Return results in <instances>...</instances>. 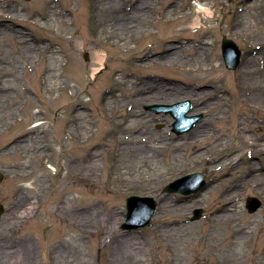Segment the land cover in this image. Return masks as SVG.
I'll return each instance as SVG.
<instances>
[{
    "label": "rangeland",
    "instance_id": "obj_1",
    "mask_svg": "<svg viewBox=\"0 0 264 264\" xmlns=\"http://www.w3.org/2000/svg\"><path fill=\"white\" fill-rule=\"evenodd\" d=\"M143 4L0 0V264H264V148L248 146L264 139V100L237 78L254 57L264 74V0H149L146 16ZM202 5L214 15L182 31ZM184 101L201 118L181 135L148 109ZM195 173L204 190L167 192ZM133 196L157 212L124 230Z\"/></svg>",
    "mask_w": 264,
    "mask_h": 264
},
{
    "label": "water",
    "instance_id": "obj_2",
    "mask_svg": "<svg viewBox=\"0 0 264 264\" xmlns=\"http://www.w3.org/2000/svg\"><path fill=\"white\" fill-rule=\"evenodd\" d=\"M223 57L226 67L229 70H237L241 64V51L236 43L230 39H224L222 44ZM86 60H89V55H84ZM157 113L165 112L171 114L175 119L173 131L180 135L193 128L195 123L201 118L200 116L188 117L187 114L191 112V102L186 101L175 105H153L149 107ZM5 176L0 172V184L4 181ZM206 180L202 174L195 173L183 177L167 186L169 193H182L190 195L197 193L206 188ZM158 203L149 197L133 196L127 199V219L123 225L125 230H134L149 226L153 216L156 214ZM261 207V202L256 198H248L247 208L250 213L256 212ZM5 212L3 205L0 204V216ZM202 217V210L194 211L193 220H198Z\"/></svg>",
    "mask_w": 264,
    "mask_h": 264
},
{
    "label": "bare ground",
    "instance_id": "obj_3",
    "mask_svg": "<svg viewBox=\"0 0 264 264\" xmlns=\"http://www.w3.org/2000/svg\"><path fill=\"white\" fill-rule=\"evenodd\" d=\"M148 3H149V0H144V4L142 5V8H140L141 12H144L145 16L148 14V11H146V8H144V7L147 6ZM195 13H196L197 18H195L192 21V23L188 27L184 28L182 31H188L189 29H200V28H202V25H201L202 24V15H206V16L211 17V15L213 14V12L209 11L207 9V7L203 6V5L198 6ZM171 53H172L171 51L167 53V56H166L167 60H172L173 56ZM96 58H97L98 63L100 64V67L98 68V70L102 71L104 69L103 67L105 64L106 57H104V55H97ZM254 58H251V59L244 61V65H242V67H241V65L239 66V68L241 67V69L239 70V75L237 77L239 79L238 89L240 90L241 93L245 92V91H250V93L255 94V98H256L255 101L259 102L261 105L263 103L262 101L264 100V96H263L264 89H261L260 92H258V89L255 87L257 84H259V82L261 83L260 80H263L262 78H264V74H262L261 71H259V70H257V68H255L256 60ZM214 59H215V61H217L216 56L214 57ZM242 62H243V60H242ZM197 71H200V70L197 69ZM200 78H202L201 80H205V81H213L214 80L213 78H209V76H206L204 78L200 77ZM254 90H255V92L253 93ZM200 95H202V94L201 93L197 94V97ZM240 105H242V104L240 103ZM37 119H38V121L44 120V118H42V117L41 118L37 117ZM37 126L40 127V126H43V124H38ZM207 134H208V125L206 122H202L199 126H197L195 128V131L192 133V135L197 137L198 140H199V138H201L202 136H206ZM242 141H243V143H245V138H242ZM259 141L260 140H256L257 145L254 142V143H249L248 146H250V148L251 147H254V148H257V147L262 148L263 147L264 148V139L261 140V142H259ZM263 183H264V181H263ZM228 211L229 210H226V213ZM221 217L223 219H226L224 216H221ZM8 254L9 253L4 252V256H7Z\"/></svg>",
    "mask_w": 264,
    "mask_h": 264
}]
</instances>
